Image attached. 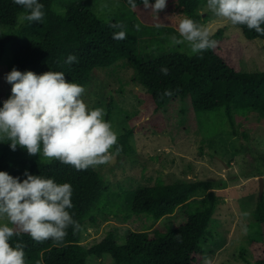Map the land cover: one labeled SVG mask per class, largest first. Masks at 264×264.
<instances>
[{
	"label": "trees",
	"instance_id": "1",
	"mask_svg": "<svg viewBox=\"0 0 264 264\" xmlns=\"http://www.w3.org/2000/svg\"><path fill=\"white\" fill-rule=\"evenodd\" d=\"M40 2L45 6L44 20L39 23L24 22L18 27V14L23 9L13 0H0V26L16 27L10 33L0 32V62L9 47L12 69L33 71L38 75L48 71L63 72L68 82L83 86L96 75L97 70L126 58L136 71L133 82L150 94V107L154 112L186 100L190 105V119L195 116L203 122L208 120L206 115L224 109L232 127H235V111L264 114V71L244 70V44L237 34L227 36L221 28L211 34V38L217 41L214 50L193 55L175 49L150 61L137 63L138 45L123 24L101 20L80 2L64 3L63 15L52 10L55 0ZM123 2L130 7L127 0ZM149 2L154 4L155 0ZM136 3L137 8L144 7L141 0H136ZM172 4L180 9L184 17L202 25L200 9L206 0H167V6ZM110 24L123 27L112 28ZM238 28L248 40H264V36L246 26ZM116 31H125L127 38L114 40L112 37ZM69 55H75L78 63L67 64ZM161 67H167L169 74L163 75ZM168 89L174 95L162 100L161 94ZM113 103L114 97L107 109V121L111 119ZM2 107L3 101L0 100ZM133 133L132 129H127L118 135L122 147L120 154L134 151ZM243 138H247L246 133ZM9 143L7 139H0V171L14 178L19 177L21 182L27 178L24 175L27 171L54 179L57 183L71 184L73 208L69 211L78 223L75 231L71 227L67 230L61 245L51 240L37 243L27 234L14 237L13 246L17 242L25 245L26 264H210L209 256L213 251L205 244L209 235L214 236L209 230V223L220 205V197L211 181L166 183L157 178L154 184L131 193H134L131 212L169 219L167 231L131 232L123 245H119L110 232L101 241L86 248L81 242L82 233L88 222L96 223L98 220L97 204L103 201V195L108 190L105 175L92 168L77 171L59 161L43 158L42 154L30 156L19 147L14 152ZM186 206L199 209L196 212L185 211L183 216L173 218L177 209ZM253 214L258 236L250 242L252 264H264V197L259 198Z\"/></svg>",
	"mask_w": 264,
	"mask_h": 264
},
{
	"label": "rangeland",
	"instance_id": "2",
	"mask_svg": "<svg viewBox=\"0 0 264 264\" xmlns=\"http://www.w3.org/2000/svg\"><path fill=\"white\" fill-rule=\"evenodd\" d=\"M70 1L84 4L103 21L123 24L138 45L137 63L175 49L191 54L186 44L171 45V37L178 36L179 20L184 18L174 4L159 12L158 18L144 7L132 10L123 0H55L54 5L64 9L63 4ZM200 12L202 25L211 34L222 28L227 36H239L244 44V70L264 71V40L246 39L238 27L215 17L206 4ZM15 29L0 26V32L4 33ZM11 60L8 47L0 62V100L3 102L11 96V85L6 80L13 70ZM135 72L132 63L121 58L97 70L83 85L88 106L102 107L106 115L110 99L114 97L109 122L118 135L127 129L133 130L134 151L119 154L110 164L97 168L105 175L108 190L103 201L97 204V222H88L81 242L89 248L112 232L114 240L123 245L131 232L167 231L169 219L131 212L134 194L131 193L154 184L157 178L166 183L211 181L220 205L209 223L214 236L209 235L205 244L213 251L210 264H252L250 242L258 236L253 212L261 198L259 179L264 178V114L235 111V127H232L224 109L206 115L208 120L203 122L192 115L190 119V105L186 100L154 112L150 94L133 82ZM244 133L247 138H243ZM198 209L196 206L179 208L173 218Z\"/></svg>",
	"mask_w": 264,
	"mask_h": 264
},
{
	"label": "clouds",
	"instance_id": "3",
	"mask_svg": "<svg viewBox=\"0 0 264 264\" xmlns=\"http://www.w3.org/2000/svg\"><path fill=\"white\" fill-rule=\"evenodd\" d=\"M23 11L18 14L20 23H39L45 18L44 4L40 0H13ZM136 10V0H127ZM144 9L158 18L167 7V0H141ZM207 9L217 18L233 27L246 26L264 36V0H206ZM58 15L65 10L52 6ZM122 28L120 24H110ZM139 30V25L136 26ZM114 40L127 38L125 31L113 33ZM171 45H187L191 54L214 50L217 41L209 29L191 18L178 23V36L171 37ZM66 63H78L69 55ZM163 75L169 74L161 67ZM11 85V96L0 108V139L10 141L12 151L26 150L28 155H41L56 160L77 171L97 169L110 164L122 151L118 134L105 119L102 107L90 108L84 100L86 89L68 82L63 72L48 71L41 75L33 71L21 72L15 68L6 76ZM177 91H179L177 89ZM174 95L171 89L161 99ZM20 181L0 171V264H26L25 245L14 237L29 235L37 243L48 240L63 244L71 227L78 228L69 209L73 208V188L69 183L32 175Z\"/></svg>",
	"mask_w": 264,
	"mask_h": 264
},
{
	"label": "water",
	"instance_id": "4",
	"mask_svg": "<svg viewBox=\"0 0 264 264\" xmlns=\"http://www.w3.org/2000/svg\"><path fill=\"white\" fill-rule=\"evenodd\" d=\"M260 197H263V191H264V178L260 177Z\"/></svg>",
	"mask_w": 264,
	"mask_h": 264
}]
</instances>
